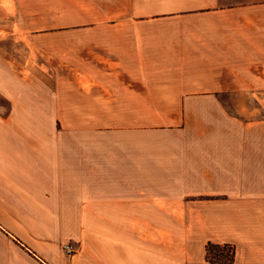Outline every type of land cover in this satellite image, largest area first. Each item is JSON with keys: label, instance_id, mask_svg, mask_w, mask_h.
<instances>
[{"label": "crops", "instance_id": "crops-1", "mask_svg": "<svg viewBox=\"0 0 264 264\" xmlns=\"http://www.w3.org/2000/svg\"><path fill=\"white\" fill-rule=\"evenodd\" d=\"M179 198L232 221L163 248L140 224ZM91 219L123 220L122 264H211L208 241L264 264V0H0V264Z\"/></svg>", "mask_w": 264, "mask_h": 264}, {"label": "rangeland", "instance_id": "rangeland-1", "mask_svg": "<svg viewBox=\"0 0 264 264\" xmlns=\"http://www.w3.org/2000/svg\"><path fill=\"white\" fill-rule=\"evenodd\" d=\"M15 49L16 44L7 43ZM51 45H57L52 43ZM55 76L52 77L54 80ZM224 98L230 100L233 104L224 108V115L212 119L210 130L229 132L227 139H224L228 146L235 145L237 141L233 133H238V92L237 94H225ZM165 109V108H163ZM219 133V132H218ZM232 134V135H231ZM236 137V135H235ZM181 192H213L223 188L209 186H189L188 184L179 186ZM214 198V196H210ZM202 198V199H210ZM170 207L164 208L170 214L162 219L146 220L140 225L144 227L147 234L150 235L152 227L157 228L161 238V245L166 248L171 241L175 240L180 245V250L186 243V235L190 230L195 237V245H198L199 235L203 231L221 232L225 230L232 220L218 217L222 213H213L221 211L222 205L216 201H186L180 199L177 202L170 203ZM205 211V212H204ZM134 220H131L133 224ZM87 225L83 229L86 232L84 236L85 243L79 248L75 247V252L68 255L63 249V243L42 242V236H34V243L30 244V250L24 248L22 244L28 245L19 239V256L17 264H122L121 238L123 230V220H86ZM44 241V240H43ZM17 242V241H16ZM77 247V248H76ZM23 248V249H22ZM119 248V249H118ZM164 264H170L166 260L167 250L164 249ZM206 258V257H205Z\"/></svg>", "mask_w": 264, "mask_h": 264}, {"label": "trees", "instance_id": "trees-1", "mask_svg": "<svg viewBox=\"0 0 264 264\" xmlns=\"http://www.w3.org/2000/svg\"><path fill=\"white\" fill-rule=\"evenodd\" d=\"M205 247L206 260L211 264H233L235 254L233 245L208 241Z\"/></svg>", "mask_w": 264, "mask_h": 264}, {"label": "built area", "instance_id": "built-area-1", "mask_svg": "<svg viewBox=\"0 0 264 264\" xmlns=\"http://www.w3.org/2000/svg\"><path fill=\"white\" fill-rule=\"evenodd\" d=\"M63 249L68 255H71L75 250L73 244L68 242L63 244Z\"/></svg>", "mask_w": 264, "mask_h": 264}]
</instances>
